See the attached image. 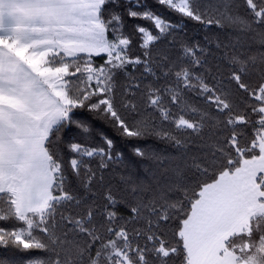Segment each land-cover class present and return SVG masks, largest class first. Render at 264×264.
<instances>
[{"label": "snow or ice", "instance_id": "1", "mask_svg": "<svg viewBox=\"0 0 264 264\" xmlns=\"http://www.w3.org/2000/svg\"><path fill=\"white\" fill-rule=\"evenodd\" d=\"M0 247L264 264V0H0Z\"/></svg>", "mask_w": 264, "mask_h": 264}, {"label": "trees", "instance_id": "2", "mask_svg": "<svg viewBox=\"0 0 264 264\" xmlns=\"http://www.w3.org/2000/svg\"><path fill=\"white\" fill-rule=\"evenodd\" d=\"M147 2L149 4H154V0H147ZM161 11V14L163 13L162 9H158ZM170 19H174L176 20L177 18L172 16L169 17ZM133 23H143L142 21H126V25L127 27L130 29L131 25ZM186 23V30L189 32V34H192L194 31H196L197 26L195 25V22H191V21H187ZM95 63L97 65L103 63V59L102 58H96L95 59ZM97 130H103L105 131L107 134L109 135H115V133L113 132V130L105 125L102 121H96L95 122V126H94V133ZM75 131V130H74ZM62 136L63 139H67L68 137L65 136L63 133L60 134ZM98 142V141H97ZM152 140L148 141V146H152ZM66 147V145H65ZM118 147H122V144L118 143ZM31 253L28 252H24V251H20V250H16V249H12V248H3L0 247V259H7V258H14V260L16 261V264H24V262L31 256Z\"/></svg>", "mask_w": 264, "mask_h": 264}]
</instances>
